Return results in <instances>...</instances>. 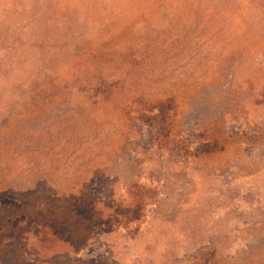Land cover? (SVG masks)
I'll list each match as a JSON object with an SVG mask.
<instances>
[{
	"label": "rangeland",
	"instance_id": "rangeland-1",
	"mask_svg": "<svg viewBox=\"0 0 264 264\" xmlns=\"http://www.w3.org/2000/svg\"><path fill=\"white\" fill-rule=\"evenodd\" d=\"M0 264H264V0H0Z\"/></svg>",
	"mask_w": 264,
	"mask_h": 264
}]
</instances>
